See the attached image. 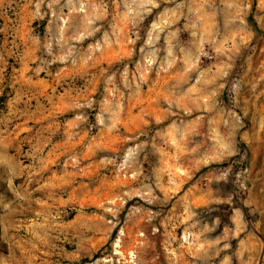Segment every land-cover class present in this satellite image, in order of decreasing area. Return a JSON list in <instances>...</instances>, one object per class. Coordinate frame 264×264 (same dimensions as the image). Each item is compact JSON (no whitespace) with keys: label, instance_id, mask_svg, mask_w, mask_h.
<instances>
[{"label":"rangeland","instance_id":"1","mask_svg":"<svg viewBox=\"0 0 264 264\" xmlns=\"http://www.w3.org/2000/svg\"><path fill=\"white\" fill-rule=\"evenodd\" d=\"M2 94L0 264H264V0H0Z\"/></svg>","mask_w":264,"mask_h":264},{"label":"trees","instance_id":"2","mask_svg":"<svg viewBox=\"0 0 264 264\" xmlns=\"http://www.w3.org/2000/svg\"><path fill=\"white\" fill-rule=\"evenodd\" d=\"M248 20H249L248 22H249L250 26L252 27V30H253L255 33H259L260 30L258 29V27H257L256 23L254 22L253 18L249 17ZM3 98H4V95L2 94V95L0 96V99H3Z\"/></svg>","mask_w":264,"mask_h":264}]
</instances>
